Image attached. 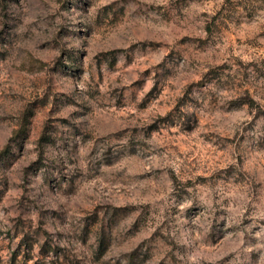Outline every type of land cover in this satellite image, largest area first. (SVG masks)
Segmentation results:
<instances>
[{"label": "rangeland", "instance_id": "1", "mask_svg": "<svg viewBox=\"0 0 264 264\" xmlns=\"http://www.w3.org/2000/svg\"><path fill=\"white\" fill-rule=\"evenodd\" d=\"M0 264H264V0H0Z\"/></svg>", "mask_w": 264, "mask_h": 264}]
</instances>
